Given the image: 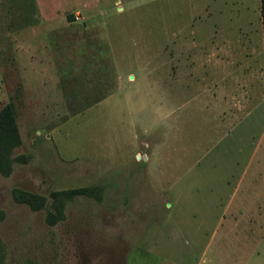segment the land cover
Returning <instances> with one entry per match:
<instances>
[{
	"label": "rangeland",
	"instance_id": "obj_1",
	"mask_svg": "<svg viewBox=\"0 0 264 264\" xmlns=\"http://www.w3.org/2000/svg\"><path fill=\"white\" fill-rule=\"evenodd\" d=\"M238 70L264 104L258 0H0L25 158L0 174V264H264V119L228 130L207 104ZM91 185L45 222L50 192Z\"/></svg>",
	"mask_w": 264,
	"mask_h": 264
},
{
	"label": "crops",
	"instance_id": "obj_2",
	"mask_svg": "<svg viewBox=\"0 0 264 264\" xmlns=\"http://www.w3.org/2000/svg\"><path fill=\"white\" fill-rule=\"evenodd\" d=\"M222 73L224 80L226 77L230 76L229 73L225 70ZM247 73L248 71L244 72L238 70L236 76H231L232 80L227 82H220L223 79L221 77L222 79L220 80H213L212 85L206 88L207 93H209V97L207 100L208 110L213 113L214 121L222 122L220 123V125L223 124L225 128L228 127V130H231L235 124L238 125L237 123L243 120H248L249 126L256 127V121L254 117V113L256 110L260 111V120H262V118L264 119V104L262 103V92L260 90H257L256 87L254 88L255 80L254 82H246V80L249 78L250 80H252V76L254 74L253 73L252 76H249ZM209 77L211 78L210 75ZM235 77L239 78V82L237 79L233 80V78ZM214 105L216 107H219V109L215 110ZM220 105H222L223 108H220ZM261 129H264L262 125ZM230 204L235 206L244 205L243 203H233L232 201H230L227 205ZM246 212V210H235L233 212V216H231L232 221H230V225H232V227H236V223H239L246 218ZM248 218L252 219V216L249 215L247 219ZM220 220L223 221V218ZM215 227L217 228H214L213 232H216L218 228H221L222 234L220 235L223 236L225 234V227H222L221 224L216 225Z\"/></svg>",
	"mask_w": 264,
	"mask_h": 264
},
{
	"label": "trees",
	"instance_id": "obj_3",
	"mask_svg": "<svg viewBox=\"0 0 264 264\" xmlns=\"http://www.w3.org/2000/svg\"><path fill=\"white\" fill-rule=\"evenodd\" d=\"M259 14L262 30V42L264 49V0H258ZM73 19L72 15H68V20ZM20 136L17 125L11 111V107L3 105L0 107V174L7 176L13 162H24L23 155H13V150L20 145ZM102 188L98 185L81 186L56 190L49 193L50 202L45 211V222L48 225H54L63 216L65 204L76 196H84L92 198L96 201L101 199ZM23 199L30 209L36 210L44 206V199L39 195L23 192Z\"/></svg>",
	"mask_w": 264,
	"mask_h": 264
},
{
	"label": "built area",
	"instance_id": "obj_4",
	"mask_svg": "<svg viewBox=\"0 0 264 264\" xmlns=\"http://www.w3.org/2000/svg\"><path fill=\"white\" fill-rule=\"evenodd\" d=\"M141 158H142V159H146L145 155H143ZM139 159H140V157H139Z\"/></svg>",
	"mask_w": 264,
	"mask_h": 264
}]
</instances>
